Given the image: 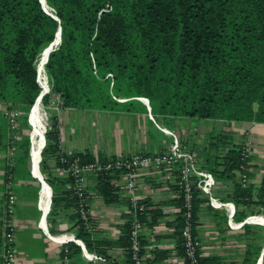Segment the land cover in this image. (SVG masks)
Returning a JSON list of instances; mask_svg holds the SVG:
<instances>
[{
  "label": "trees",
  "instance_id": "1",
  "mask_svg": "<svg viewBox=\"0 0 264 264\" xmlns=\"http://www.w3.org/2000/svg\"><path fill=\"white\" fill-rule=\"evenodd\" d=\"M45 2L56 19L43 10L40 0H0V101L9 108L37 106L44 84L40 77L38 82L35 62L60 27V43L49 52L46 63L44 57L50 91L61 99L59 108L131 111L140 104L135 98L144 97L155 118L264 122V0ZM50 96L44 94L42 101L48 103ZM44 137L39 169L51 188L48 215L61 214L87 251L107 258L109 243L92 237L90 219H83L78 211L89 201L87 191L73 188L71 165L84 166L95 162L94 157L61 151L54 115ZM210 145L226 172L238 167L240 148L229 147L225 135H216ZM23 159L20 156L16 162ZM199 166L208 170L202 163ZM15 169L5 166V206L8 190L16 192ZM94 188L105 202L116 197L106 175L98 176ZM178 188L175 234L183 250L184 198L182 187ZM198 195L194 188L190 201L193 233ZM258 201L264 211V191ZM144 213L138 214L141 221ZM130 222L119 241L126 248L127 261L131 260ZM66 247L71 264V257L81 254V248L73 242Z\"/></svg>",
  "mask_w": 264,
  "mask_h": 264
},
{
  "label": "crops",
  "instance_id": "2",
  "mask_svg": "<svg viewBox=\"0 0 264 264\" xmlns=\"http://www.w3.org/2000/svg\"><path fill=\"white\" fill-rule=\"evenodd\" d=\"M137 100L140 104L131 111L71 107L55 110L59 148L66 154L89 153L95 161L112 156L152 154L171 143L172 135L160 127L166 128L192 149L198 163L208 169L211 196L231 204L229 212L224 207H214L208 196L198 191L201 199L194 214V235L201 264H264V211L258 201L264 191V122L187 116L155 118L151 109L148 112L146 105ZM7 106L5 101H0V264L4 250L5 166L14 167L20 158L19 148L15 146L17 140L11 142L19 130L13 133L3 115ZM32 117L35 118L33 113ZM218 134L227 137L229 147L240 148L239 165L230 172L225 171L221 159L215 156V148L210 145ZM243 146L249 147V155L244 160L241 159ZM31 172L36 177L40 175L39 169L38 175L34 173L32 160ZM17 174L15 169L12 182L17 184V196L10 218L14 229V264H64L62 248L76 242L70 239L60 243L49 235H74L71 223L61 214L48 215L51 201L45 185L37 200L36 182L30 176L23 179ZM58 174L65 176L64 171ZM111 184L116 197L105 202L96 192L92 179L88 180L89 228L93 238L109 243L106 249L109 264H131V260L127 261L126 248L119 243L131 219L125 178L117 175ZM136 186V200L145 207L141 232L145 264H184V253L175 234L179 211L176 168H143L137 175ZM43 189L47 195L45 208L41 202ZM242 190L245 192L239 194ZM71 264L86 263L82 255L76 253L71 257Z\"/></svg>",
  "mask_w": 264,
  "mask_h": 264
},
{
  "label": "built area",
  "instance_id": "3",
  "mask_svg": "<svg viewBox=\"0 0 264 264\" xmlns=\"http://www.w3.org/2000/svg\"><path fill=\"white\" fill-rule=\"evenodd\" d=\"M40 82V81H38ZM45 94L50 96L49 108L59 109L61 99L59 95L50 93V87ZM150 108L148 107V112ZM4 117L7 119L10 130L15 133L18 131L20 124V116L18 110L9 108L8 106L3 112ZM152 118L151 114H149ZM163 131L172 135V141L162 151L147 154L137 153L131 155L112 156L106 158L104 161H95L84 166H78L74 162L71 166L74 174L75 182L73 188L77 192H82L87 186L88 180L92 179V184H96L99 175H106L110 183L114 182L117 175H122L125 178V189L130 206L129 214L131 216L130 229H129V253L131 264H145L146 255L142 252L143 244L141 242V232L144 228V223L138 217V214L145 212V207L136 200V183L137 175L143 168L158 169L162 166H173L178 172V184L182 187L184 205H183V225L181 227V238L184 250V264H200L198 260V241L192 231L191 225V211L190 201L192 198V190H195L208 196L209 202L214 207H224L228 210L231 209L229 202L219 201L211 196V176L207 170L199 166L195 152L189 149L182 141L174 136L172 132L164 127H160ZM249 155V147L243 146L241 151V159L244 160ZM67 188L69 185L66 186ZM87 191V190H86ZM87 198L89 194L87 193ZM85 208L80 207V212L83 219L89 218L88 201L85 202ZM15 207V195L12 190H8L7 205L4 209L5 218L2 224V238L4 240V250L2 254V264H14L15 252L13 249L14 229L10 222ZM231 214V212H230ZM51 238L66 243L70 239L74 240L81 248V255L86 264H109L108 258L99 255L95 252H89L85 249L83 242L76 239L73 234L61 233L58 235H49ZM63 256L62 261L64 264L70 263L68 258V248H62Z\"/></svg>",
  "mask_w": 264,
  "mask_h": 264
},
{
  "label": "rangeland",
  "instance_id": "4",
  "mask_svg": "<svg viewBox=\"0 0 264 264\" xmlns=\"http://www.w3.org/2000/svg\"><path fill=\"white\" fill-rule=\"evenodd\" d=\"M52 11L53 10H51V13H52ZM46 48H47V46L45 47V49ZM38 58H39V56H38ZM38 58H37V60L35 62L36 70H37V66H38V61L41 62V60H38ZM41 66H42V62H41ZM45 71H46V69H45ZM108 75H110V74H108ZM38 80H39V74H38ZM48 81H49V87H50V83L51 82H50L49 79H48ZM50 93H52V92L50 91ZM47 95H49V94H47ZM125 99L126 98H118L119 101H123ZM41 103H42V106L40 105L41 107H39V103H37L36 107L34 106L35 109H36L35 112H34L35 118L32 117V113H33V110H34L33 106H32L33 109L31 107L29 110H26L24 107H17V110H18V113H19V116H20L19 117L20 118V125L22 127L18 128L19 132L18 133L15 132V133H17L16 138H13L12 141H11L13 143L14 139L17 140L16 144H15V146L19 148V150L17 152V155L25 157V161L23 159L24 163H23L22 160L17 161L15 163L16 171L19 172V174H17V175H18V177L23 178V179L24 178L29 179V175H30V177L32 178L31 180H33V182H36L37 188H36L35 192L37 194L35 195V198H37V200H39V198H40V196H39L40 194L39 193H40V190H41V183L38 180V178L34 177L32 175V173H31V160H32L31 159L32 158L31 134H32L33 128L35 127V125L40 120V113H41L40 110H41V108H43L44 115H45V118H46V128H45V130H47L49 128L50 117L52 115H54L53 112L55 111L54 108H49L50 100L48 101V103H46V102L44 103L42 101V98H41ZM143 104H145V103H143ZM148 105H149V103L145 106L147 108V110H148ZM8 126H9V124H8ZM18 127H20V126H18ZM9 128H10V126H9ZM43 135H44V130H42L41 133L38 134V136H37V140H38V144H39V150L43 149V147L45 145V137H44V141H43ZM42 143H43V146H42ZM26 151H27L28 156L26 155ZM29 152H30V155H29ZM40 157H41V152H40ZM38 169H39V162H38ZM39 171H40V169H39ZM40 173H41V175H42V177L44 179V174L41 171H40ZM14 185L17 188V184L14 183ZM85 190H88V187H85ZM14 194H15V201H16L17 191ZM16 209H17V206H16Z\"/></svg>",
  "mask_w": 264,
  "mask_h": 264
},
{
  "label": "bare ground",
  "instance_id": "5",
  "mask_svg": "<svg viewBox=\"0 0 264 264\" xmlns=\"http://www.w3.org/2000/svg\"><path fill=\"white\" fill-rule=\"evenodd\" d=\"M43 6H44V8H45V10L47 12H51V10L48 7V5L46 4V2H44V5ZM48 50L49 49H48V46H47V48L44 49L40 53L38 60H41L42 66H41V62L40 61H38V66H37V70H38L39 77L41 78L42 83L44 84L43 85L44 88L42 89L43 91H47L49 89V81H48V77H47V74H46L45 69H44V57L45 56L47 57ZM45 63H46V59H45ZM37 101L39 103V107H41L42 106L41 99H38ZM40 112H41L40 113V120L35 125V127L33 128L32 134H31V139H32V143H31V149H32V166H33L34 173L37 174V175L39 173L38 172V169H37L38 168L37 163L39 162V159H40L39 151L41 152V150H39V144H38L37 136H38V134L41 133L42 130H45V128H46V118H45V115H44L43 108H41ZM46 196H47L46 195V191H45V189H43V191H42V198H41V202H42L43 206L45 205V202H46ZM44 208H45V206H44Z\"/></svg>",
  "mask_w": 264,
  "mask_h": 264
},
{
  "label": "water",
  "instance_id": "6",
  "mask_svg": "<svg viewBox=\"0 0 264 264\" xmlns=\"http://www.w3.org/2000/svg\"><path fill=\"white\" fill-rule=\"evenodd\" d=\"M40 2H41V4H42V8H43V10L46 12V13H48L50 16H52L53 18H55L56 19V16H55V14L54 13H51V12H47L46 10H45V8H44V2H45V0H40ZM60 43V27L58 28V30H57V32H56V34H55V38L50 42V44L48 45V55H49V52H51L52 50H54L55 49V47L58 45ZM48 55H47V57H46V61H47V58H48ZM38 72V71H37ZM37 79H38V73H37ZM39 81V80H38ZM39 84H40V82H39ZM45 94V91H43L42 90V88H41V91H40V93H39V95L37 96V98H36V100H38V99H41L42 98V96ZM137 99H139V100H141L143 103H145L146 105L148 104V100L146 99V98H144V97H137ZM35 100V101H36ZM148 107H149V105H148ZM150 108V107H149ZM45 132H46V130H44V134H45ZM43 141H44V135H43ZM42 146H43V143H42ZM42 150V149H41ZM41 160V157H40V159H39V161ZM32 173V172H31ZM32 175L34 176V177H36L33 173H32ZM36 178H38V180L40 181V183H41V189L43 188V185H45L48 189H49V202L51 201V199H50V197H51V188H50V186L44 181V179H43V177H42V175H41V173H40V175H39V177H36ZM44 216H45V213L43 214ZM43 216V217H44ZM44 219V218H43Z\"/></svg>",
  "mask_w": 264,
  "mask_h": 264
}]
</instances>
